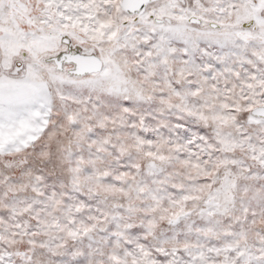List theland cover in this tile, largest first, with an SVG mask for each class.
<instances>
[{"label":"snow or ice","instance_id":"6c2138e0","mask_svg":"<svg viewBox=\"0 0 264 264\" xmlns=\"http://www.w3.org/2000/svg\"><path fill=\"white\" fill-rule=\"evenodd\" d=\"M0 264H264V0H0Z\"/></svg>","mask_w":264,"mask_h":264}]
</instances>
